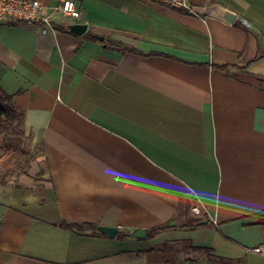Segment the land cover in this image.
I'll use <instances>...</instances> for the list:
<instances>
[{"label": "crops", "instance_id": "1", "mask_svg": "<svg viewBox=\"0 0 264 264\" xmlns=\"http://www.w3.org/2000/svg\"><path fill=\"white\" fill-rule=\"evenodd\" d=\"M75 2L81 35L0 24V88L42 156L0 184V264H264V0ZM174 216L186 227L151 239L60 226L131 234Z\"/></svg>", "mask_w": 264, "mask_h": 264}, {"label": "trees", "instance_id": "2", "mask_svg": "<svg viewBox=\"0 0 264 264\" xmlns=\"http://www.w3.org/2000/svg\"><path fill=\"white\" fill-rule=\"evenodd\" d=\"M179 11L188 13V11L184 9H179ZM62 24L68 31L67 23H55V27H59V25ZM85 35L93 40L99 39L97 34L91 33L89 30L86 31ZM106 42L109 46L119 47L121 53L123 54L128 52L139 54V52L133 48L121 46L119 42L114 39L106 38ZM211 66L218 70H226L228 67L227 65L216 64H211ZM30 146V137L29 135H25L23 130V112L14 106L12 102V95L6 94L0 88V184L5 183L11 176H13V174L18 173L17 170L20 171L23 166L30 162L34 156V151ZM258 215L263 216L264 212H261ZM175 220L176 217L174 216L171 220L165 223L146 229L145 239H151L165 231L186 227L184 225H176L172 223ZM204 225H207V221L204 222ZM60 226L65 229L72 230L79 235L105 236L104 233L98 231V225L89 222L63 221L60 223ZM128 236L132 235L124 231H118L115 238L120 240ZM217 261L224 262L221 258H217Z\"/></svg>", "mask_w": 264, "mask_h": 264}, {"label": "built area", "instance_id": "3", "mask_svg": "<svg viewBox=\"0 0 264 264\" xmlns=\"http://www.w3.org/2000/svg\"><path fill=\"white\" fill-rule=\"evenodd\" d=\"M156 3L167 5L174 9H184L193 11L188 0H151ZM56 16H60L62 21L69 23L81 22V8L75 0H60L52 9H45L40 0H0V24L11 22L22 24H38L42 33H48L53 30L57 23ZM246 26L250 24L243 20ZM202 204H196L191 207L195 215L201 214ZM254 252L264 254V246L252 248Z\"/></svg>", "mask_w": 264, "mask_h": 264}, {"label": "water", "instance_id": "4", "mask_svg": "<svg viewBox=\"0 0 264 264\" xmlns=\"http://www.w3.org/2000/svg\"><path fill=\"white\" fill-rule=\"evenodd\" d=\"M205 14L208 16H212L218 19H221L223 22L227 24H232L236 18V14L224 7H222L219 4H213L207 7L205 10ZM69 31L71 33L81 35L85 32L87 28V24L85 23H71L68 24ZM100 40L104 39V36H99ZM98 231L101 233H104L106 236L114 238L117 233V228L116 227H111V226H98ZM132 236L143 239L146 236V231L145 229H138L134 232H131Z\"/></svg>", "mask_w": 264, "mask_h": 264}, {"label": "rangeland", "instance_id": "5", "mask_svg": "<svg viewBox=\"0 0 264 264\" xmlns=\"http://www.w3.org/2000/svg\"><path fill=\"white\" fill-rule=\"evenodd\" d=\"M101 42H105V41H102L101 40ZM31 147V146H30ZM32 148V147H31ZM41 153V152H40ZM1 154V153H0ZM34 159H36V160H38L40 157H42L41 156V154H35L34 153ZM38 158V159H37ZM41 160V159H40ZM17 172H20L19 170H17ZM14 176H16L17 174H13ZM204 262L206 263V264H226V263H224V262H219V261H217L216 260V258H212V257H210V255L208 254V255H206V254H204Z\"/></svg>", "mask_w": 264, "mask_h": 264}]
</instances>
